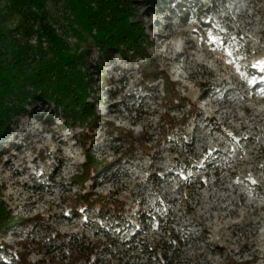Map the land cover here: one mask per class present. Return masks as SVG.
Listing matches in <instances>:
<instances>
[{
  "label": "rangeland",
  "instance_id": "374dc122",
  "mask_svg": "<svg viewBox=\"0 0 264 264\" xmlns=\"http://www.w3.org/2000/svg\"><path fill=\"white\" fill-rule=\"evenodd\" d=\"M109 1L135 21L143 53L115 48L100 65L103 43L68 0H25L26 19L21 1L12 12L0 0L11 38L64 64L76 100L91 105L81 118L39 104L12 116L0 143V264H116V253L127 264H264V0H163L156 11L153 0ZM177 4L197 9L192 22L170 16ZM96 65L119 81L86 80Z\"/></svg>",
  "mask_w": 264,
  "mask_h": 264
},
{
  "label": "trees",
  "instance_id": "16d2710c",
  "mask_svg": "<svg viewBox=\"0 0 264 264\" xmlns=\"http://www.w3.org/2000/svg\"><path fill=\"white\" fill-rule=\"evenodd\" d=\"M8 1L14 2L13 7H9L10 11L18 12L17 2L21 1V4L19 3L20 7L26 9V11L22 12V17L26 19L33 16V14L29 11L30 9L26 8V5H23V1L25 0ZM68 1L72 5V9L77 13V15L79 17L81 15L82 24L84 23V26H86L88 34H90V32L95 29L97 35L94 38V41L103 43L100 51L101 55H99L98 58V63H100V65H102V63H106V61L110 58V52L115 48L120 55L124 56V58H128L127 52L129 51L131 54L143 53L142 44L134 41L136 39V34H134L133 30V24L135 21H133L132 18L128 17L126 14L123 17L121 12L118 10L116 3L109 0ZM162 1L163 0H153L151 6L154 7L155 11L160 7ZM94 5L95 8H92ZM175 7H177L176 12L168 9L170 16L172 17L174 15L175 21L179 23L181 22V24H185L190 21L192 22V20L188 19V15L190 11L196 12V8L185 6L186 9L184 11V5L177 4ZM182 12L183 15L181 14ZM22 25L23 24H20L19 27L21 32L25 35L23 37H31L34 31L29 26ZM43 31L44 30L42 29L41 37L46 35V33ZM11 36V34H8V30L3 28L0 24V143L2 140H5L6 131L10 129L9 127L11 125L10 122L12 121V116L16 115L17 117H21L27 114L25 107H34L35 104L45 107H47V105H51L55 110V114L59 113L60 115L63 113L62 115L65 119H68V117L81 118L83 114L82 112H84V114L87 112L90 113L91 105L86 103V101L79 103L76 100V97L73 95L71 90V84L67 81L65 76L66 74L58 71L60 67H63L64 64L61 65L56 63L58 66L57 70L55 64L45 60L44 53L40 52L39 49H36L28 43H19L17 40L11 38ZM3 44H5V46ZM3 49H6L9 52V55L7 56L8 59L3 56ZM32 53H34V55L38 54L39 59L36 65L34 64L35 66L32 65L31 67V65L27 64L26 60L29 59ZM5 61L8 62L7 65L3 64ZM150 64H152V62ZM98 65L91 68V71L94 73L88 74V78H86V80H89V76L93 75L99 79V82L103 88L105 86H109L108 84H112L114 82L117 83V81H119L114 80L112 77L109 79L105 78L101 73L102 66L99 68ZM153 79L155 81L152 80V82H156L159 77L153 76ZM76 81L79 82V79L76 78ZM76 81L74 83L77 84ZM80 81H82V79ZM76 87L77 85L75 88ZM61 99H63V101L64 99L67 101L69 99H73L75 103L68 108V102L64 103ZM182 102L183 99L178 98L175 107L182 104ZM172 105L174 106V104ZM77 108L80 110L76 112ZM37 118L39 119L40 116ZM39 122H44V119L40 118ZM165 123L170 129L169 131L175 128L176 124L172 119L166 120ZM169 131L166 132V134H170L171 132ZM107 133L108 134L105 137L111 138V140L115 141V132L110 131ZM79 147L80 149H83L82 153H84L86 157H91L92 153L94 152L92 146L81 145ZM4 149V147H0V153H2ZM101 171H103V169L98 167L94 168L93 174L96 175ZM91 180L94 182V177H92ZM78 202L80 205L87 204L89 206L90 196L83 195L80 199H78ZM72 209L71 210L74 213L77 212L76 210H78V208L75 206H72ZM102 211V208H100V212ZM2 213L4 214L5 212L3 210L0 211V218H2ZM4 221L5 220L0 221V234L4 231V228L5 230L9 228L7 224H4ZM89 225L90 224H88V227ZM47 249H51V247H48ZM217 255H222V252H218ZM122 256L123 254L121 253H116V256H114L117 264H127L125 259H122Z\"/></svg>",
  "mask_w": 264,
  "mask_h": 264
},
{
  "label": "bare ground",
  "instance_id": "6f19581e",
  "mask_svg": "<svg viewBox=\"0 0 264 264\" xmlns=\"http://www.w3.org/2000/svg\"><path fill=\"white\" fill-rule=\"evenodd\" d=\"M249 75H250V74H249ZM262 77H263V76H262ZM261 81H264V78H261ZM258 82H259V81H258ZM262 86H264V83L262 84ZM234 90H237V89H234V88H233V89H229V91H232V92H233ZM227 91H228V90H227ZM260 92H261V91H260ZM222 96H224V93H222ZM229 99H230L231 102H234L236 98H235V96L232 95ZM219 199H220V198H219Z\"/></svg>",
  "mask_w": 264,
  "mask_h": 264
},
{
  "label": "built area",
  "instance_id": "2783aa9c",
  "mask_svg": "<svg viewBox=\"0 0 264 264\" xmlns=\"http://www.w3.org/2000/svg\"><path fill=\"white\" fill-rule=\"evenodd\" d=\"M99 235L104 236L103 234L99 233ZM117 264V263H116Z\"/></svg>",
  "mask_w": 264,
  "mask_h": 264
}]
</instances>
